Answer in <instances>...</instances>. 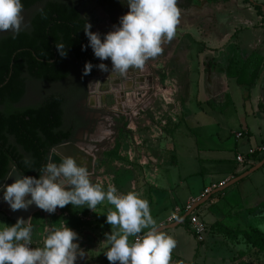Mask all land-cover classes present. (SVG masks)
<instances>
[{
    "label": "crops",
    "instance_id": "crops-1",
    "mask_svg": "<svg viewBox=\"0 0 264 264\" xmlns=\"http://www.w3.org/2000/svg\"><path fill=\"white\" fill-rule=\"evenodd\" d=\"M208 3L211 2L194 0L190 6L180 8L181 16L176 29L184 32V35L176 39V44L181 46L187 42L190 48L186 51L185 46H179L183 52L176 59L177 78L182 84L174 89L179 99L174 103L171 115L161 119L160 127L158 125L142 133L145 138L151 136L155 145L143 149L140 154L131 150L129 162L121 163L114 174L111 172L110 179L98 185L105 191L110 184L114 185L122 194L135 191L149 202L157 227L176 241L170 264H183L187 258L193 260V264H201L202 261L204 264H214L215 259L221 262L226 259L216 254L217 251L243 253V248L248 251L252 249L254 264H264V254L247 243L242 235L231 232L257 228L264 233V224L251 226L240 223L256 217L264 219V197L259 193V197L252 202L234 210L233 219L236 221L228 218L222 210L216 211L218 201L214 202L217 196H227L226 192L230 189L241 190L248 197L250 184L264 192V173L256 175L264 170V164L242 177L250 171H247L249 166L264 154L258 153L248 158L246 165H239L236 161L239 153L247 155L251 148L264 145V42L262 46H251L246 42L244 46L227 43L225 47L223 38L217 41L205 36L204 19L199 12ZM252 3L256 13L264 16L256 7L262 2L254 0ZM205 52L207 56L201 59V54ZM133 105L120 103V107L127 110ZM168 124H171L170 127H166ZM103 129L107 131L105 127ZM238 133L243 136L238 137ZM88 151L91 150L88 148ZM254 176L257 178L252 179ZM229 178L231 180L226 187L206 196L195 207V212L206 222L210 233L205 243L199 242L190 230L188 217L184 219L187 213L181 214L172 223L168 222L176 208L184 207L191 198L200 197L206 187ZM8 207L7 204L2 209L17 222L18 219L8 212ZM110 209L114 210V206L105 200L94 211L86 208V205L73 207L71 204L57 208L55 214L36 210L30 217L32 244L42 248L48 233L67 223L79 234L80 247L85 251V256L78 257L76 264H110L105 255L110 247L105 234L115 230L106 222ZM226 221H232V224ZM212 232L240 238L242 241L238 242L242 245L236 247L231 243H217V246L210 240L211 236H216ZM135 238L129 237L130 242H134ZM234 239H230V242H236ZM242 255L238 262L251 264L246 255Z\"/></svg>",
    "mask_w": 264,
    "mask_h": 264
},
{
    "label": "clouds",
    "instance_id": "clouds-1",
    "mask_svg": "<svg viewBox=\"0 0 264 264\" xmlns=\"http://www.w3.org/2000/svg\"><path fill=\"white\" fill-rule=\"evenodd\" d=\"M128 12L121 16L113 30L104 34L92 31L87 23L84 32L96 58L111 60L112 73L126 76L130 69H143L146 62L163 52V43L171 42L181 16L179 0H121ZM22 0H0V32L14 35L27 27L23 16ZM61 57L67 56L63 43H56ZM94 67L109 72L106 63L98 66L87 62L83 75L91 74ZM95 95V94H93ZM99 105V98H97ZM53 156V155H52ZM49 162L40 170L39 178L20 174L11 184H0L3 200L12 211L25 210L35 204L49 214L57 208L71 204L95 210L105 200L112 206L106 214V222L114 231L106 233L110 247L105 253L110 264H170L175 239L161 231L151 215L150 205L140 193H119L114 185L107 191L90 180L88 164L75 156L62 155L57 164ZM29 161L25 159V164ZM13 171L9 178L16 173ZM30 197V199L28 198ZM33 227L31 218L21 217L15 224L0 229V264H76L85 251L80 247L79 234L67 224L52 229L44 240V246L32 247ZM129 237H136L130 242Z\"/></svg>",
    "mask_w": 264,
    "mask_h": 264
},
{
    "label": "rangeland",
    "instance_id": "rangeland-1",
    "mask_svg": "<svg viewBox=\"0 0 264 264\" xmlns=\"http://www.w3.org/2000/svg\"><path fill=\"white\" fill-rule=\"evenodd\" d=\"M252 1L254 0H231L228 3L222 4L208 3L199 12L204 19V35L209 38H216L217 41L223 38L225 40V47L227 43H237L244 46L246 42L251 46H253L252 44L262 46L264 42V16H259L256 13ZM260 2H262L260 6L264 12V0H260ZM96 3H98L97 0H76V4H78L81 9L83 16L90 21L89 23L92 24L95 31L99 32L103 37L104 34L113 30L115 24L113 22L111 24L109 23V19L111 20L109 15H107L106 19L99 18L98 15L100 11L97 10L98 6ZM31 14L32 12L23 13L25 23L27 24V27L24 29L29 28ZM95 14L97 15V21ZM206 26L207 29H205ZM8 34L13 33L11 31L0 32V36ZM182 35H184V32L176 29V35L172 41H165L163 43V52L159 56L149 59L143 69H132L134 79L130 80L131 87L127 84L129 80L122 84L118 78V83H116V85H118L120 89L114 90L112 88L115 82L108 79L112 68L110 59L104 61L109 67V72L106 73L98 70L99 76L96 75L95 77L89 78L87 82L88 94L79 104L78 115H81L84 121H91L92 124H90L89 128L80 131L77 138L78 143L85 145L86 148H90V154L94 155V163L89 168L90 180L93 184H99L101 181L110 179L112 173L118 169L121 163H125L126 160V162H129V158L132 156L131 150H133L135 154H140V151L143 149L155 145L150 135L149 138H145L142 133H147V129L154 128L155 126L159 125L160 127L161 119L166 115H171L174 103H177L179 99V94L174 92V89L176 86L180 87V84H182L177 78V60L181 55L180 53L183 51L179 49L180 45L176 44V39L180 38ZM226 38L228 39L227 42ZM220 45V43L217 44L218 47H220ZM183 46L187 49L186 51L190 48V44L187 42L183 45L181 44L180 47ZM207 54L206 52L201 54L200 58L206 57ZM70 64L72 75L62 83L49 85L28 82L27 95L16 108L22 109L27 106L36 105L43 96L55 91H68L78 78L83 75V68L79 63L72 60ZM129 73H131L130 70ZM119 76L120 75L117 74V77ZM140 78L143 79L144 82H148L149 79H151L153 81L152 86H148V88L144 83H141L143 86H138L137 80ZM132 81L135 82L132 83ZM107 82L109 83L107 84ZM106 84L110 85L111 89L110 87L107 88ZM118 92L121 93L118 94ZM97 98H99V105H97ZM120 103H134V105L127 110L121 108ZM0 110H2L1 106ZM170 125L171 124H168L166 127H170ZM104 127L107 129V134L102 133ZM101 134H103L104 138L99 136ZM154 139H156V137H154ZM262 173H264V170L256 175L260 176ZM256 178L257 176H254L252 179ZM232 190L233 189H230L226 192V194H228L227 196L225 194L221 195V197L217 196L214 202L218 201V203L215 204L216 211L222 210V212L233 221H236V219H233L235 218L234 210L237 208L241 209L249 204V202H252L259 197V193L261 197H264V192L251 187V184L247 190L249 192L248 197H246L241 190ZM226 222L227 224H232V221ZM15 223L16 222L12 220L6 210H0V229ZM240 223L259 226V224H264V219L256 217ZM222 232L226 234L225 231H221V233ZM212 233L214 235L216 234V236H211L212 239H210L215 245H217V243L220 245L231 243L236 247L242 245L241 242H238L239 240L242 241L240 238L234 239L224 234L220 235L217 232ZM209 234L210 233L207 232L206 238ZM230 239H234L236 242H230ZM206 241L207 240L203 243ZM243 249L242 251L247 257L246 259L250 261L251 264H254L252 249L250 251ZM243 253L239 251L230 252L228 250H219L216 254L226 259L222 262L220 259H218L219 261L215 259L214 264H241L238 262V259L243 257ZM229 255L232 256L229 257ZM183 264H193V260L188 258L184 259ZM201 264H204V261H202Z\"/></svg>",
    "mask_w": 264,
    "mask_h": 264
},
{
    "label": "trees",
    "instance_id": "trees-1",
    "mask_svg": "<svg viewBox=\"0 0 264 264\" xmlns=\"http://www.w3.org/2000/svg\"><path fill=\"white\" fill-rule=\"evenodd\" d=\"M229 0H208L223 3ZM24 12H32L29 28L19 35L0 36V184H5L16 166L20 174L39 178L40 170L49 162L52 151L63 144L78 142L80 131L91 121H81L76 112L87 95V80L80 76L68 91H55L41 98L36 105L16 108L27 95L28 82L54 85L72 75V60L81 65H99L88 44L84 28L89 21L76 0H22ZM117 25L128 12L121 0H97ZM194 0H179L178 7H188ZM126 3V0H125ZM260 15L264 12L257 5ZM92 31L95 29L92 27ZM56 43H63L67 56L61 57ZM25 159L29 161L25 164ZM264 160L257 158L256 163ZM256 163L249 166L251 170ZM231 232L242 235L246 242L264 254V233L257 229Z\"/></svg>",
    "mask_w": 264,
    "mask_h": 264
},
{
    "label": "built area",
    "instance_id": "built-area-1",
    "mask_svg": "<svg viewBox=\"0 0 264 264\" xmlns=\"http://www.w3.org/2000/svg\"><path fill=\"white\" fill-rule=\"evenodd\" d=\"M238 137H242V133L237 134ZM258 153L264 154V145L251 148L247 155L239 153L236 156V161L239 165H246L247 159L256 156ZM231 179H226L218 184H213L204 189L203 194L200 197L191 198L184 207H178L174 213L169 217L168 222L172 223L176 221L181 214L189 213L188 215V225L192 233L195 235L197 240L203 243L206 239V234L208 232V226L204 220L201 219L199 214L195 212V207L201 203V201L208 195L212 194L214 191L226 187ZM136 239V238H135ZM134 239V241H135ZM32 247L35 246L32 244Z\"/></svg>",
    "mask_w": 264,
    "mask_h": 264
},
{
    "label": "bare ground",
    "instance_id": "bare-ground-1",
    "mask_svg": "<svg viewBox=\"0 0 264 264\" xmlns=\"http://www.w3.org/2000/svg\"><path fill=\"white\" fill-rule=\"evenodd\" d=\"M99 18L101 19H106L107 16H105L104 13L100 12L99 13ZM131 82H128L127 84L130 85ZM127 86V85H126ZM139 86V85H138ZM131 87V85H130ZM128 88V86H127ZM118 95V94H117ZM106 130L104 129L102 133L104 134H107ZM100 137L103 136V134L99 135ZM76 147L74 149H69L67 151H65V154L66 155H70V156H75L78 158V162L79 161H84L88 164V167L90 168V166L93 164V161H94V157L93 155L90 154V152L88 151V148H86L85 145H79L77 142H76ZM90 149V148H89ZM63 154L59 153V152H55V163H59L60 160H61V156ZM16 179H18V176L14 173L12 176H11V181L9 184L13 183ZM30 199V197H28ZM7 203L4 202L3 200V192L0 191V209H2L4 206H6ZM9 206V205H8ZM37 206L35 204H32L27 211L21 209V210H18V211H12L10 206L8 207V212H10L16 219H20L21 217H23L26 221L31 217L32 213L34 211L37 210Z\"/></svg>",
    "mask_w": 264,
    "mask_h": 264
},
{
    "label": "water",
    "instance_id": "water-1",
    "mask_svg": "<svg viewBox=\"0 0 264 264\" xmlns=\"http://www.w3.org/2000/svg\"><path fill=\"white\" fill-rule=\"evenodd\" d=\"M96 5L98 6V8H97V10L98 11H100V12H102V13H104L106 16L108 15L106 12H105V10L98 4V3H96ZM109 23L111 24L112 23V21L109 19ZM152 85V84H151ZM76 143L75 142H69V143H66V144H63V145H60V146H58V147H56L53 151H52V153H51V155H50V157L52 156V161L54 162L55 161V152H59V153H61V154H63V155H66L65 154V151H67V150H69V149H74L75 147H76V145H75ZM264 164V161L262 162V163H260L259 165H257L256 167H254L253 169H251L248 173H246L245 175H243L242 177H245V176H247L248 174H250L251 172H253V171H255V170H257L259 167H261L262 165ZM17 172L15 173L17 176H18V178H20V172L17 170V169H15ZM13 171V170H12ZM12 173V172H11ZM11 173H10V175H11ZM9 175V176H10ZM9 176H8V178H7V180H6V182H5V184H9L10 183V181H11V177L9 178ZM37 210H40L39 208H37ZM188 215H189V213L184 217V219H186L187 217H188ZM168 227H166V229H167Z\"/></svg>",
    "mask_w": 264,
    "mask_h": 264
},
{
    "label": "flooded vegetation",
    "instance_id": "flooded-vegetation-1",
    "mask_svg": "<svg viewBox=\"0 0 264 264\" xmlns=\"http://www.w3.org/2000/svg\"><path fill=\"white\" fill-rule=\"evenodd\" d=\"M99 4V3H98ZM80 11H81V9H80ZM95 16H96V21H97V15L95 14ZM89 21V20H88ZM90 22V21H89ZM96 32V31H95ZM101 63H104V61H101ZM98 70H99V68L97 67L96 68V72H95V74L92 76V77H95L96 75L97 76H99V74H98ZM130 71H131V73H129L128 72V74L126 75V76H119V80H120V83H122V84H124L125 83V81H127V80H133L134 78H133V75H132V72H133V70L132 69H130ZM119 75V74H118ZM100 76H102V75H100ZM105 76V75H104ZM116 77H117V73H112V75H111V77L110 78H108V79H111L112 81H114L115 82V84L112 86V88L115 90H117V89H120L119 87H118V85H116V83H118L117 82V79H116ZM88 80H89V78H88ZM88 80H87V82H88ZM111 80H105V81H111ZM137 80V79H136ZM137 81H138V83H137ZM136 81V83L139 85V86H141L143 83L147 86V85H149V84H152V80L151 79H149V81L147 82H144L143 81V79H138ZM132 82H135V81H132ZM109 82H107V84H108ZM142 83V84H141ZM106 84V85H107ZM87 86H88V84H87ZM143 86V85H142ZM107 88H109L110 87V89H111V86L110 85H107L106 86ZM118 87V88H117ZM87 89H88V87H87ZM125 89V88H124ZM119 93H121V92H118V94ZM87 94H88V92H87ZM120 98V97H119ZM79 106V105H78ZM79 109V108H78ZM78 113H79V110L76 112V114L78 115ZM78 117L81 119V121H84V118L81 116V115H78Z\"/></svg>",
    "mask_w": 264,
    "mask_h": 264
}]
</instances>
